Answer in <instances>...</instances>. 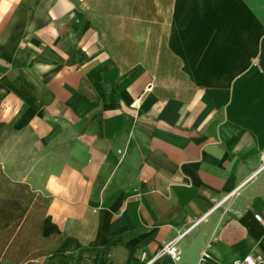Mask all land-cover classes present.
Wrapping results in <instances>:
<instances>
[{"label": "crops", "instance_id": "0c3cea01", "mask_svg": "<svg viewBox=\"0 0 264 264\" xmlns=\"http://www.w3.org/2000/svg\"><path fill=\"white\" fill-rule=\"evenodd\" d=\"M0 168L36 264L264 260V0H0Z\"/></svg>", "mask_w": 264, "mask_h": 264}, {"label": "trees", "instance_id": "16d2710c", "mask_svg": "<svg viewBox=\"0 0 264 264\" xmlns=\"http://www.w3.org/2000/svg\"><path fill=\"white\" fill-rule=\"evenodd\" d=\"M37 197L40 198V203L30 208V202ZM47 202V198L36 195L26 184L11 181L0 168V235L4 236L0 242V262L7 257L28 220H33L36 232L41 235V224ZM44 239L49 240V238ZM46 254L41 253L34 258H18L14 262L31 264L38 262V259Z\"/></svg>", "mask_w": 264, "mask_h": 264}, {"label": "rangeland", "instance_id": "374dc122", "mask_svg": "<svg viewBox=\"0 0 264 264\" xmlns=\"http://www.w3.org/2000/svg\"><path fill=\"white\" fill-rule=\"evenodd\" d=\"M40 203V198H33L30 202V208H34ZM4 239L0 235V242ZM51 242L45 240L40 234L36 232L33 220H28L21 232L18 234L16 241L12 248H10L7 257L0 262V264H25V262H14L18 258H34L38 254H46L51 248ZM40 259V258H39ZM38 259V261H39ZM31 264H36L32 262Z\"/></svg>", "mask_w": 264, "mask_h": 264}, {"label": "built area", "instance_id": "2783aa9c", "mask_svg": "<svg viewBox=\"0 0 264 264\" xmlns=\"http://www.w3.org/2000/svg\"><path fill=\"white\" fill-rule=\"evenodd\" d=\"M137 105H138V99L134 100L130 106L132 108H137ZM254 217L257 221H260V222L262 221V218L259 214H255ZM189 228H187L185 231H183L181 234H179L178 237H181L182 235H184L189 230ZM174 243H175V240H172V241L166 243L162 247L160 254H169L174 259H177L178 258V251H177L176 247L174 246ZM156 257L157 256H152V257L147 259L145 253L141 254V258L143 260H145L143 264H151ZM232 264H264V260L254 258L252 255L247 254V255L243 256L242 258H235L232 261Z\"/></svg>", "mask_w": 264, "mask_h": 264}]
</instances>
